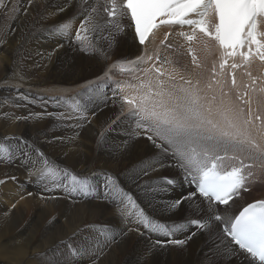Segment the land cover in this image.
I'll use <instances>...</instances> for the list:
<instances>
[{"label": "snow or ice", "instance_id": "6c2138e0", "mask_svg": "<svg viewBox=\"0 0 264 264\" xmlns=\"http://www.w3.org/2000/svg\"><path fill=\"white\" fill-rule=\"evenodd\" d=\"M71 8H74L73 16L56 26L55 32L67 37L76 50L86 55L105 61L121 41L146 46L162 26L188 28L190 31L181 30L177 35L188 44L187 54L192 56L194 67L201 65L191 43L199 41L206 50L211 43L218 54L220 72L217 73L214 62L212 76L204 87L199 79L193 84L191 77L183 75L182 83L177 84L172 74L165 79L163 64L171 61L159 51L149 54L145 47L134 59L114 61L96 78L102 83L88 81L68 101L64 97H49L59 105L74 101L72 112L37 116L87 120L92 95L102 93L111 83L112 70L128 65L120 71L127 72L136 83L122 81L112 88L110 99L117 111L96 140L97 150L107 151L117 166L116 171L101 167L87 174L74 172L52 161L33 141L9 136L0 141V163L10 165L18 160V166L26 169L29 177L35 176L36 183L45 191L62 189L73 203L86 204L84 215L107 213L123 226L118 232H113L107 223L78 226L54 246L57 249L54 255L43 254L47 264H100L111 245L119 242L117 236L122 239L133 232L143 234L141 227L146 232L170 237L156 240L145 249L142 261L148 260L157 248L184 246L203 235L204 243L209 246L207 264L233 261L264 264V199L248 203L238 213L232 210L236 199L250 190L249 183L256 172L264 171V116L260 114L264 111V96L254 98L246 83L245 92L236 91L233 100L236 79L231 71H225L245 66L253 59L264 62V0H64L53 15ZM76 20L79 27L73 36ZM170 35L165 33L161 45L172 48L165 43ZM237 57L242 64L235 62ZM157 62L161 67L155 66ZM144 63L152 66L141 70ZM140 71L145 77L154 73V78L143 79L136 75ZM227 77H231L229 90H225ZM126 88L131 91H125ZM251 92L264 93V81L258 85L257 79L252 78ZM108 99L105 97V105ZM31 118L32 114L16 117L17 120ZM122 119L129 123L130 129L123 139L109 145L105 132ZM78 135L69 139L74 140ZM54 139L63 142V138ZM13 140L15 144L11 143ZM140 140L147 143L140 147ZM165 168L177 169L190 190L175 200L163 201V210L174 212L188 204L196 218L190 217L181 224L162 223L148 215L133 195L135 190L145 200L154 201L168 193L176 179L159 175ZM94 178L100 181L99 186L93 183ZM77 196L79 201L74 199ZM189 227L195 230L184 239L171 238Z\"/></svg>", "mask_w": 264, "mask_h": 264}, {"label": "bare ground", "instance_id": "6f19581e", "mask_svg": "<svg viewBox=\"0 0 264 264\" xmlns=\"http://www.w3.org/2000/svg\"><path fill=\"white\" fill-rule=\"evenodd\" d=\"M63 4L64 0H31V2L30 0H0V80L12 72L21 74L19 87L7 89L13 95L19 93L28 95L27 100L18 98L17 101L21 105L19 107L4 102L3 107L8 106L9 108H3L4 113L0 114V134L23 137L25 140L35 142L52 161L68 167L74 172H84L91 167L98 169L104 167L116 171L117 166L112 163L107 151L97 150L96 140L110 122L109 118H114L117 111L112 106L110 99L112 88L118 82H132L127 72L120 71V68L127 69L128 65H121L114 69L116 77L114 73L110 72L111 83L103 89L102 93L92 95V99L88 103L87 120H58L62 124L66 123L76 126V128L71 130L68 126H62L61 132H55L53 130L57 129L58 123H56L57 120L56 122L54 120L58 115L37 116L36 114L71 113V104L74 101L59 105L57 100L49 99V97H64L68 101V98L74 97L76 93L82 91L88 81L102 83L96 78L101 76L109 65L125 57L134 59L141 54L145 46L141 47L130 40L121 41L111 53L110 58L105 61L76 50L68 42L67 37L60 36L55 32L56 26L74 14V8H71L59 15H53L56 7ZM77 27H79V20H76L73 25V36ZM167 31L171 32L168 43L180 47L185 52V42L175 36L170 28H165L146 49L149 54L159 51L162 57L171 61L169 63L171 66L163 64L165 79L168 74H172L176 77V83L180 84L182 83L181 75L185 78L192 77L189 74L190 67L188 66L183 71L175 69L172 65L179 58L176 56L174 59H169L174 52L161 47L158 42H154L159 41ZM57 45L63 46L57 48ZM202 46L200 42L196 44L202 64L207 66L214 51L210 50V54H204ZM54 49L55 51H53ZM183 60L189 64L186 57ZM254 65L255 63H250V70H254ZM140 66L149 68L152 65L144 63ZM155 66L159 68L161 64L156 63ZM137 74L139 73L137 72ZM149 77L154 78V73H149ZM149 77L142 76L143 79ZM24 84L31 88L24 89L21 87ZM34 88L40 89L34 90ZM125 91L130 92L131 89L126 88ZM0 93L3 94L4 91L2 92L0 89ZM250 94L254 98L260 95L252 92ZM260 96H264V94ZM105 97L109 98L107 105H105ZM10 102L15 101L11 99ZM253 108L255 110V105ZM93 112H95V116L92 115ZM29 114H32V118L29 120L16 119V117L29 116ZM79 124H83V126L77 127ZM129 129V123L122 119L113 125L110 131L105 132L107 143L111 145L114 142H119ZM77 130L79 132H76ZM76 133H79L76 139L70 140L69 138L76 136ZM56 137L63 138V142L61 139H54ZM48 141H52V143ZM11 143L15 144L16 141L13 140ZM146 143L145 140L138 142L140 147ZM131 162H134V157ZM18 164V160L10 165L0 163V180L5 181L0 183V264H47L44 252L49 249L55 250L54 246L68 237L76 227H82L85 223H107L113 232H118L123 227L118 219L107 213L103 216L84 215L85 203H73L66 197L62 189L45 191L41 184L36 183V177H29L27 170L19 167ZM166 170L167 168L159 175H164ZM169 172L171 173V171ZM175 173H177V176H174L175 186L154 201H147L135 190H132L133 195L137 197L148 215L169 225L181 224L190 217L194 218L188 204L182 205L174 212L163 210V201L175 200L182 193L190 190L180 173L177 171ZM262 173L261 171L256 172L260 180L263 179ZM13 176L15 179H12ZM93 183L99 186L100 181L94 178ZM125 186L127 187V185ZM256 191L254 190V192ZM42 196L45 198L42 199ZM50 197L59 198L51 199ZM74 199L79 201L80 197L77 196ZM260 199H264V191L259 197L251 198L244 204ZM244 204L241 201H236L232 205V210L236 212ZM194 230L189 227L177 232L173 238L184 239L190 231ZM141 233L143 234L129 233L122 239L117 236L119 242L111 245V250L101 259L100 264H207L205 257L209 246L204 243L203 235L194 237L184 246L168 245L163 249L157 248L148 260L142 261L145 249L156 240H167V237L158 233L146 232L142 227ZM63 247L60 245V249ZM51 255L54 254L51 253L48 256ZM232 264H236V261H233ZM244 264H247V261Z\"/></svg>", "mask_w": 264, "mask_h": 264}, {"label": "rangeland", "instance_id": "374dc122", "mask_svg": "<svg viewBox=\"0 0 264 264\" xmlns=\"http://www.w3.org/2000/svg\"><path fill=\"white\" fill-rule=\"evenodd\" d=\"M154 42H158V40H156V41H154ZM182 57H179V60H178V63L180 64V66L181 67H183V68H185L186 67V64H185V62H184V60H183V58L181 59ZM181 62H183V63H181ZM141 69H144V67H140ZM112 73H114V71L112 70L111 71ZM15 73V72H14ZM14 73L12 72L10 75H7V77H4V78H2L1 80H0V89H2V92L4 91V93L2 94V93H0V114L1 113H4V109L3 108H9L8 106H4L3 107V105H5L4 104V102H8V104H12L14 107L15 106H17L18 104H19V101H17L18 100V98H20V97H24V96H26L27 98H28V95L27 94H22V93H19V94H11V92H9L10 90H8L7 88H9V87H19V83H20V79H19V76H21V74H19V73H15V75H14ZM139 74H137V75H139L140 76V74H142L141 73V71L140 72H138ZM202 73V74H201ZM201 73L198 75H196L195 74V76H194V74L192 75V72H190L189 74L192 76V78H193V80H197L198 78H199V81H200V86L202 87V82L205 80V78L207 79V77H209V72L207 71L206 72V70H201ZM206 73V74H205ZM204 74V75H203ZM114 76H115V73H114ZM127 76V75H126ZM128 76H129V74H128ZM202 76V77H201ZM204 76H206V77H204ZM116 77V76H115ZM194 77H196V78H194ZM122 78V77H121ZM124 78V77H123ZM15 80V81H14ZM29 81V80H28ZM134 81V80H133ZM132 81V82H133ZM194 84V83H193ZM6 86V87H5ZM21 87H23L24 89H26V90H28L27 88H31L30 86H28V85H26V84H24V86H21ZM38 89H40V88H34V90H38ZM49 91H50V89H49ZM7 93V94H6ZM7 95V97H6V95ZM12 95V96H11ZM122 95V94H121ZM11 96V97H10ZM2 98V99H1ZM11 99L12 100H14L15 102H10L11 101ZM57 118V119H56ZM61 118H59V116H55V122H56V120H57V122L56 123H58V125H57V129H55V130H53V131H55V132H61V127L62 126H68L69 128H71V130L72 129H74V128H76V126H71V125H69V124H66V123H64V124H62V123H60V122H58V120H60ZM76 132H79L78 130L76 131ZM75 133V132H74ZM3 135V136H2ZM5 136H9V137H15V136H12V135H9V134H0V141H3V138L5 137ZM95 169H98L97 167H91V168H89V169H87L86 171H84V173L85 174H87L88 172H91L92 170H95ZM173 170V171H172ZM176 170L177 169H175V168H167V170L163 173L164 175H167V176H173L174 177V174H175V172H176ZM169 171H171V173L169 172ZM174 172V173H173ZM262 172H264V171H262ZM264 174V173H263ZM255 184H257V182H252V186H253V190H252V192H250V193H242V195H245V197H243L242 195H241V198H237L236 200H241V202H242V204L243 203H245V202H247V201H249V200H251V198L252 199H254V197H257V196H259V195H261V193L264 191V185L262 186L261 184H259L258 186H256V187H258V189H257V191L256 192H254V187H255ZM262 184H264V182L262 183ZM261 188V189H260ZM261 191V192H260ZM184 193H182V195H183ZM254 195V196H253ZM253 196V197H252ZM194 217H196V214H194ZM56 250L57 249H55V250H52L51 249V251L52 252H50V249L49 250H47V251H45L44 253H49V254H51V253H53V254H55V252H56ZM4 252V251H3ZM48 254V255H49ZM2 255H3V253H2ZM4 260V259H3Z\"/></svg>", "mask_w": 264, "mask_h": 264}]
</instances>
